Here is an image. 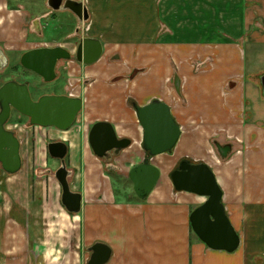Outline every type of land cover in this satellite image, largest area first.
Segmentation results:
<instances>
[{"label": "crops", "instance_id": "0c3cea01", "mask_svg": "<svg viewBox=\"0 0 264 264\" xmlns=\"http://www.w3.org/2000/svg\"><path fill=\"white\" fill-rule=\"evenodd\" d=\"M76 1L87 11L83 22L66 9L38 12L34 5L0 0V69L9 54L19 57L38 45L64 47L73 37L97 38L102 45L100 58L91 64L65 63L72 70L68 76L92 80L95 93L89 98V86L78 82L71 87L69 80L58 92L82 99L72 126L55 136L68 146L66 162L75 172L69 185L82 195L81 210H65L59 184L28 178L21 168L10 175L1 169L0 264H87L95 242L111 250L105 264H264V99L255 105L262 96L254 88L255 70L246 98L243 66L246 50L264 51V0ZM60 10L68 12L71 29L60 41L43 38L51 29L49 18ZM216 19L222 27L214 32ZM153 98L167 103L181 126L176 145L187 143L182 140L186 135L191 145L195 139L194 148L196 137L227 139L220 145L229 147L225 156L218 152L219 158L202 161L212 169L225 212L239 234L235 251L210 249L191 233L189 204L179 193L190 194L191 200L196 194L175 191L170 179L166 192L155 190L156 183L140 202L117 200L111 174L93 154L88 134L75 129L80 116L92 123L110 122L118 137L131 139L113 158L112 170L127 161L135 165L145 152L128 100L144 105ZM190 120L196 124L187 131ZM176 145L151 161L160 155L206 154L189 143L179 153ZM129 152L135 155L129 157ZM154 165L160 178L161 167Z\"/></svg>", "mask_w": 264, "mask_h": 264}, {"label": "water", "instance_id": "95a60500", "mask_svg": "<svg viewBox=\"0 0 264 264\" xmlns=\"http://www.w3.org/2000/svg\"><path fill=\"white\" fill-rule=\"evenodd\" d=\"M51 10L71 11L80 22L87 20V11L81 1L47 0ZM102 54L99 39L82 37L74 54L61 45L40 46L24 51L20 65L32 71L45 82L56 78L59 61H76L91 64ZM260 85L264 96V73L260 75ZM177 86V84H176ZM142 129L141 146L145 152L142 160L133 165L128 173L133 191L140 200L145 199L156 185L160 171L151 159L153 156L170 153L180 135L181 126L175 121L170 107L164 101L153 98L144 105L132 104ZM82 108V99L69 94H43L32 99L28 84L15 79L0 85V167L7 174H14L21 168L20 142L15 132L7 128L12 110L26 116L30 125L55 127L60 131L69 129ZM88 142L93 154L104 160H111L130 146L131 139L118 137L113 125L108 121L92 123L88 131ZM50 157L60 160L54 176L60 185V201L65 210L76 214L81 210L82 195L72 191L69 185V171L65 166L68 146L64 141H50L46 145ZM221 156H225L228 146L216 145ZM112 169V166L109 165ZM175 191H186L204 197V201L189 213V224L196 237L208 248L235 251L240 243L238 232L231 224L222 203V191L210 166L204 161L182 158L169 173ZM91 253L87 264H105L111 254L108 245L95 242L89 248Z\"/></svg>", "mask_w": 264, "mask_h": 264}, {"label": "rangeland", "instance_id": "374dc122", "mask_svg": "<svg viewBox=\"0 0 264 264\" xmlns=\"http://www.w3.org/2000/svg\"><path fill=\"white\" fill-rule=\"evenodd\" d=\"M17 2L22 5L24 4L25 5L30 4L31 6L34 5L37 8L38 12H44L48 9L51 10L47 6V0H17ZM55 12L57 16H54V17L50 16L51 18H49V21H51L50 22L51 29L49 30V32L45 33L43 38L54 39V40L60 41L65 35V33L71 29L72 22L70 21V17L68 18L66 17V15H69L67 11L60 10V11H55ZM61 12H65L66 14L62 15L60 14ZM218 17H219V13H218ZM214 21L216 22L215 23L216 28H214L213 30L214 32H216V31H219L222 25L220 24L219 19H216ZM41 22L44 24L46 20L44 19ZM61 22H62V26H61ZM78 41L79 40L77 37L68 38L65 43L66 45H63V46L66 49H68L72 54H74ZM31 46H35V45L31 44ZM40 46L38 45L37 47H40ZM11 56H13V58ZM19 59H20V56L16 57V55H11V54L8 55V58L6 59L4 66L2 67V69H0V83L6 80H9V79H15L19 82H26L28 84L31 98L34 100L43 94H60L58 92L62 91L63 87L67 85L68 80H69L71 87L72 86L78 87L79 85H81L82 87L89 86L86 92V95L88 97L92 96L95 93L93 92L94 89L92 88L93 87L92 85L94 83L91 84V82H93L92 80H89L86 78H80V80L78 81L79 85H77L78 82L75 76H73V74H70L68 76V73L72 70L66 69V64H65L66 61L64 60L59 61L56 65V78L53 81L45 82L42 80L40 76H38L34 72L24 69L20 65ZM243 66L246 72V77H245L246 98H249L248 96L251 93V91L249 92V89L247 87L251 85V84L250 85L247 84L250 82L251 80L250 76L254 72L251 70H255L258 72L254 78V82H255L254 88H255L256 93H260L262 95V96L258 95V98H256L255 105L259 106V103L263 104L261 102V99H264V96L262 94L261 85H260V78H259L261 73L264 71V70L261 71L262 69H264V51L255 52L251 50L249 52V50H246V54L243 59ZM73 70H74L73 73H77L76 71L78 69H73ZM82 73L83 72H80L79 76ZM176 84H177V90H179L180 81H178ZM79 97L81 98V96ZM82 119L83 118H81L80 116L79 120L75 123L76 125L75 129L76 131L81 132V133L85 132V134L87 135L89 128L92 125V122L83 121ZM189 124L195 125L196 123H191V120L188 121V125H186L188 127L186 128L187 131L189 130V126H191ZM7 128L15 132L20 142L19 152L21 156V169L23 172L26 173V176L28 178H36V177L45 178L47 181H49L50 184L57 185L58 182L54 176V172L59 167L60 162L58 159H54L48 155L46 145L50 141L57 140L55 136H56V133L58 132L57 131L58 129H56L55 127H39L35 125H30L28 118L18 113L15 110H12L11 112V116L7 122ZM183 139L186 140L187 143H189L188 145L189 148L196 150V148L202 147V149L206 150V154L200 155V153L196 154V153L190 152V153H186L181 156L180 154L178 156L176 155L174 158L173 156H168V155H160L157 158H153L151 162L160 166L161 167L160 169L162 170V175L158 179L159 181L157 182V185H156L157 187L155 188V190H159L160 193L166 192L165 189L169 185L168 182H170L168 181L170 179L168 178V174L173 168H175L178 165V162L180 161V159L188 158L192 161H202L203 159H206L209 157L219 158V154H218V151L216 150L215 144L218 143L219 145L221 144L223 145L226 143V140H227V139L226 140L222 139L221 137H208V138H204L202 136L199 138L196 137L197 142L195 144H197V147L195 146L196 148H194L193 146H194L195 139L192 138L193 140L192 145L187 135L186 137H183L182 140ZM187 143H184L183 141L179 140L178 144L176 145L177 151L180 153L183 148L185 149V146L187 145ZM128 154H129V157L131 155H135L134 152H129ZM67 156H68V152L64 160L66 169L69 171L68 181L73 182L75 180L74 179L75 172L68 168V165L66 162ZM144 156L145 154L140 153V155L136 159V162L139 163ZM157 159L159 160L157 161ZM102 161L105 164L104 171L111 174L112 192L115 198L119 201H131L134 199L137 202H140L139 201L140 199L136 197L133 191L132 182L130 181L128 177L130 167L133 166L129 164L130 161L124 162L122 165V168H120V170H117V172L114 169H113L114 171L112 169H109L110 168L109 165L113 163V159L109 161L102 159ZM132 161L133 159L131 160V162ZM0 170H1V167H0ZM179 194L183 195L182 197H185V198H181V200L188 201L186 203L189 204L190 211L195 206L202 203L205 199L204 197L195 195V196H190L192 199H195V200H191L190 198H188L190 194H187V193H179ZM182 203L186 204L184 202Z\"/></svg>", "mask_w": 264, "mask_h": 264}, {"label": "trees", "instance_id": "16d2710c", "mask_svg": "<svg viewBox=\"0 0 264 264\" xmlns=\"http://www.w3.org/2000/svg\"><path fill=\"white\" fill-rule=\"evenodd\" d=\"M128 102H129V104H134L135 102L134 101H132V100H128ZM191 228V227H190ZM191 230V229H190ZM191 232L193 233V231L191 230Z\"/></svg>", "mask_w": 264, "mask_h": 264}, {"label": "flooded vegetation", "instance_id": "af4514ba", "mask_svg": "<svg viewBox=\"0 0 264 264\" xmlns=\"http://www.w3.org/2000/svg\"><path fill=\"white\" fill-rule=\"evenodd\" d=\"M79 41H80V39H79ZM79 41H78V42H79ZM77 44H78V43H77ZM59 162H60V160H59Z\"/></svg>", "mask_w": 264, "mask_h": 264}]
</instances>
